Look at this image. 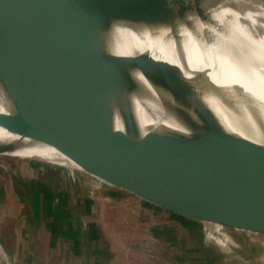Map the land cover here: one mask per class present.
<instances>
[{
	"label": "water",
	"instance_id": "95a60500",
	"mask_svg": "<svg viewBox=\"0 0 264 264\" xmlns=\"http://www.w3.org/2000/svg\"><path fill=\"white\" fill-rule=\"evenodd\" d=\"M22 1L35 21L36 41L1 11L0 37L34 79L0 62L1 127L9 121L36 124L44 135L129 155L137 161L133 170L74 162L178 214L264 234L263 120H255V129L235 128L208 112L203 93L215 87L208 73L135 71L117 79L95 64L83 71L75 0ZM109 1L189 13L210 12L224 2Z\"/></svg>",
	"mask_w": 264,
	"mask_h": 264
},
{
	"label": "bare ground",
	"instance_id": "6f19581e",
	"mask_svg": "<svg viewBox=\"0 0 264 264\" xmlns=\"http://www.w3.org/2000/svg\"><path fill=\"white\" fill-rule=\"evenodd\" d=\"M75 2L83 71L95 64L105 77L117 79L135 71L208 73L216 87L203 93L208 112L235 128L255 129V120L264 121V0H224L206 13L131 9L109 0ZM0 11L36 41L35 21L22 0H0ZM0 62L9 72L34 79L1 37ZM45 133L36 124L9 121L0 126V156L52 165L93 159L136 167L137 161L124 153ZM260 260L257 264H264V255Z\"/></svg>",
	"mask_w": 264,
	"mask_h": 264
},
{
	"label": "crops",
	"instance_id": "0c3cea01",
	"mask_svg": "<svg viewBox=\"0 0 264 264\" xmlns=\"http://www.w3.org/2000/svg\"><path fill=\"white\" fill-rule=\"evenodd\" d=\"M79 167L89 179L67 174L59 194L51 175L2 169L0 264H245L258 255L229 232L261 233L178 214Z\"/></svg>",
	"mask_w": 264,
	"mask_h": 264
},
{
	"label": "rangeland",
	"instance_id": "374dc122",
	"mask_svg": "<svg viewBox=\"0 0 264 264\" xmlns=\"http://www.w3.org/2000/svg\"><path fill=\"white\" fill-rule=\"evenodd\" d=\"M125 9L129 10L127 8H125ZM76 160H80V159L65 160L63 164H61L62 162L51 161V163H53V164L60 163V164L52 165V164H47L45 161L40 160V159H24V158H20L18 156H15V155H2V156H0V177H1L2 169L11 171L14 168H16L17 165H19L20 168H23V165L29 166L30 168L37 169V172H35V173L39 177H47V176L51 175L53 180L56 179L55 181L57 183H52V184L57 189V192L59 194V188L63 189V187H64L63 183L65 180V177H67V174L69 177L68 179L74 180V181H79L80 179L79 180H77V179L80 175L84 176V180L89 179L87 177V175L84 174V172L78 171L81 168L74 162ZM84 160H93V159H84ZM93 161H98V160H93ZM48 162H50V161H48ZM98 162L107 163V162H103V161H98ZM107 164H110V163H107ZM112 165H114V164H112ZM122 168H126V167H122ZM131 170H133V169H131ZM92 184H94V183H92ZM59 199H60V196H57L56 201L58 202ZM6 208L7 207L5 205H3V203H2L0 205V212L6 213ZM210 228L213 229L212 230L213 233L218 232V230L223 229L221 226L214 225V224H210ZM229 233L233 238H239L240 237L244 240H251L250 242L251 243L254 242L253 244L256 245L254 249L256 250V253L258 254L257 257H255L253 260H251L252 258L243 256V262L245 264H257L258 262L261 261L260 257L264 255V235L263 234H248L245 232H236L234 230H230ZM236 253L238 255L243 254L241 252V250H236Z\"/></svg>",
	"mask_w": 264,
	"mask_h": 264
}]
</instances>
